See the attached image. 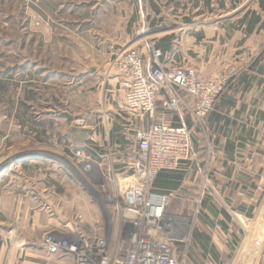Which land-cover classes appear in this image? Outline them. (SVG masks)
<instances>
[{
	"label": "rangeland",
	"instance_id": "1",
	"mask_svg": "<svg viewBox=\"0 0 264 264\" xmlns=\"http://www.w3.org/2000/svg\"><path fill=\"white\" fill-rule=\"evenodd\" d=\"M196 14L176 10L173 0H0V170L26 158L30 172L51 178L63 193L59 212L70 229L104 233L116 247L119 216L99 184L103 173L126 169L146 121L125 107L112 61L124 48L158 43L162 30L175 28L183 34L164 62L200 56L188 41L189 26L179 24ZM206 130L205 124L192 131L202 150ZM203 220L194 218L191 240ZM258 250L264 258V247ZM239 253L225 251L223 261Z\"/></svg>",
	"mask_w": 264,
	"mask_h": 264
},
{
	"label": "crops",
	"instance_id": "2",
	"mask_svg": "<svg viewBox=\"0 0 264 264\" xmlns=\"http://www.w3.org/2000/svg\"><path fill=\"white\" fill-rule=\"evenodd\" d=\"M173 1L176 10L197 12L179 22L189 26L188 41L200 53L190 52V62L206 77L227 68L233 74L207 116L205 149L193 140L192 154L179 169L161 171L172 181L180 174L179 185L155 188L176 195L172 211L182 216H190L203 198L202 217L209 222L195 226L186 264H264L258 250L264 247V0ZM162 32L157 41L171 37L173 46L183 34L176 28ZM201 42L208 44L200 48ZM170 118L181 121L178 114ZM25 159L0 170V264H74L71 253L52 254L44 241L49 231L59 237L70 232L59 212L63 193L51 178L46 182L30 172ZM235 248L238 257L223 261L225 251Z\"/></svg>",
	"mask_w": 264,
	"mask_h": 264
},
{
	"label": "built area",
	"instance_id": "3",
	"mask_svg": "<svg viewBox=\"0 0 264 264\" xmlns=\"http://www.w3.org/2000/svg\"><path fill=\"white\" fill-rule=\"evenodd\" d=\"M163 57L156 42H150L145 50L124 48L112 61L125 107L147 123L136 131L126 169L113 177L103 173L99 184L119 216L122 233L116 247L104 233L70 229L62 237L46 233L48 252L68 251L74 264L183 263L203 198L196 199L190 216H182L172 211L176 195L157 190L154 182L160 171L179 169L190 158L192 131L206 124L233 68L206 77L190 61L168 65ZM172 114L181 121H172Z\"/></svg>",
	"mask_w": 264,
	"mask_h": 264
},
{
	"label": "trees",
	"instance_id": "4",
	"mask_svg": "<svg viewBox=\"0 0 264 264\" xmlns=\"http://www.w3.org/2000/svg\"><path fill=\"white\" fill-rule=\"evenodd\" d=\"M156 46L158 47V48H160L162 51H163V54H165L166 52H168V51H172L173 50V42H172V38L171 37H166V38H161V40H159L158 41V43H156ZM228 82H229V80H228ZM228 82H227V84H228ZM227 84H226V86H225V89H226V87H227ZM225 89L223 90V92L225 91ZM223 92L220 94V96H219V98L217 99V101L220 99V97H221V95L223 94ZM216 101V102H217ZM216 104V103H215ZM214 104V105H215ZM214 108V107H213ZM213 110V109H212ZM211 113V112H210ZM166 177L165 178V180H159V177ZM167 177H170V180H168L167 179ZM175 178H176V180L175 181H172L171 180V178H172V176H170V175H166V174H163V172H159L158 173V175H157V177H156V179H155V182H154V186L155 185H157V184H169L170 186H172V187H177L178 185H179V183H180V179H181V175L180 174H176L175 176H174ZM210 209L212 210V211H214V208H213V205H211L210 204ZM204 221V223L206 222H209L207 219H204L203 220ZM211 224H212V222H210ZM203 236H202V238L204 239V240H207V236L206 235H204V234H202Z\"/></svg>",
	"mask_w": 264,
	"mask_h": 264
}]
</instances>
